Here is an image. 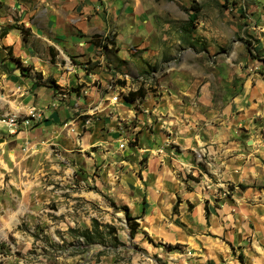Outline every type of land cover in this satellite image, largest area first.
Listing matches in <instances>:
<instances>
[{
  "label": "rangeland",
  "instance_id": "374dc122",
  "mask_svg": "<svg viewBox=\"0 0 264 264\" xmlns=\"http://www.w3.org/2000/svg\"><path fill=\"white\" fill-rule=\"evenodd\" d=\"M130 2L135 3L134 36L142 37L140 41L135 39L126 45V40L121 42L116 35L92 36L97 43L106 45L101 50L106 67L121 71L119 82L128 79L133 83L137 79L144 83L158 64L162 69L160 79L168 83L165 88L169 91L170 83L175 82V77H169L177 73L175 69L197 60L195 68L200 79L212 81L211 94L217 98L224 86L214 84V77L222 80V74H227L225 66L234 70L239 59L246 56L242 41H249L256 48L254 41L258 40L254 35H258L263 39L259 48L264 49V0ZM191 15H196L192 22ZM6 21L7 9L0 2V24L5 25ZM3 27L0 26V34L19 25L14 19L9 27ZM23 36L37 54L42 50L44 55L39 58L50 68L55 59L49 47L40 44L43 40L34 35ZM1 40L0 264H242L239 255L246 258L243 264H264V241L253 242V234H242L239 218L232 209L229 185L218 182L217 186L202 182L199 185L200 192L210 195L213 204L210 214L217 215L211 216V224L208 216L198 221L200 216L193 212L195 204L191 205V215H182L179 204L178 210L171 213L164 201L161 204L164 224H149L148 209L137 220L139 227L131 237L120 208L126 206L131 216L139 215L138 205L147 195L137 185L146 160L130 154L129 149L133 148L130 142L120 148L131 137L127 129L126 133L119 130L118 134L108 124V118L93 110L85 112L80 103L83 96L78 91L68 96L70 89L79 87L60 88V82L52 74L35 69L29 60L19 56L16 44L8 55ZM139 42L147 45L140 48ZM123 45L124 50L134 52L118 63L112 56ZM151 49L161 52L155 64L145 54ZM260 54L264 55L262 51ZM88 63L87 71L95 65ZM259 71L263 73L262 69ZM241 91V78L233 75L232 96L227 95L225 102ZM114 96H117L114 103L124 97L121 92ZM54 101L65 103L67 116L54 114L57 112ZM261 127L258 119L250 125L252 131ZM246 129L244 125L238 126L234 133L241 134L242 144L247 137ZM195 159L205 170L208 165L203 155L198 158L195 153ZM175 175L186 195L192 197L196 190L193 183L200 182L199 177L191 169L184 174L179 170ZM94 223L100 233L98 240L86 246L81 235L92 230ZM107 227L115 229L116 240Z\"/></svg>",
  "mask_w": 264,
  "mask_h": 264
},
{
  "label": "crops",
  "instance_id": "0c3cea01",
  "mask_svg": "<svg viewBox=\"0 0 264 264\" xmlns=\"http://www.w3.org/2000/svg\"><path fill=\"white\" fill-rule=\"evenodd\" d=\"M0 2L7 9L6 24L0 26L9 27L14 19L19 25L1 33V44L5 46L7 54L10 55L11 48L16 44L18 55L29 60L35 69L52 74L60 82V88L79 87V90L70 89L72 92L68 96L78 91L83 96L80 103L85 106L82 107L85 112L93 110L108 118V124L113 125L118 134L119 130L125 132L127 129L131 137L129 141H125L124 146L127 147V142H130L133 147L129 149L130 154L146 160L137 188H142L147 196L138 205V220L149 209L151 218L147 222L151 225L164 224L161 219V204L165 201L167 210L171 213L175 206L176 211L178 210L179 204V213L182 215H191V205L195 204L193 212L200 216L198 221L205 220L208 216L211 224L213 217L217 215H214L215 212L210 214L213 207L210 195L208 192H200L199 185L202 182L217 186L218 182L220 185H229L233 198L232 209L235 210L236 218H239L237 220L242 234H253V242L264 241V62L261 61L264 55L260 54L261 51L264 54V49L259 48L263 43L262 38L254 35L258 42L252 54L259 57L252 58L245 47L247 54L239 59L234 70L225 66L227 74H222L223 79L217 81L216 76L214 77V84L224 86L220 95L214 98L210 90L212 81L200 79L198 69L195 68L197 60L190 66L180 64L175 69L177 73L169 77H175V82L170 83L172 88L169 91L165 88L168 83L165 84L160 79L162 69L158 64L151 69V76L144 83L133 76L131 78L136 79L133 83L128 79L125 83L119 82L122 80L121 71L106 67L102 52L106 45L102 43L95 46L92 36L116 35L117 40H126V45L135 39H142L134 36L137 13L135 3L130 0ZM25 34L43 40L40 44L48 46L51 53H54L55 60L50 68L39 58L44 55L42 50L37 54L36 49L26 43L23 36ZM137 45L142 48L147 42H139ZM124 47L116 48L115 56H112L118 63L134 52L133 49L124 50ZM145 54L155 64L161 52L159 49H151ZM10 59L15 60L13 57ZM89 61L95 65L87 71ZM215 69L220 74L217 67ZM261 69L263 73L259 71ZM170 70L172 68H169V72ZM233 75L241 78L242 91L226 103L227 95L230 98L232 96ZM34 87L35 85L33 90ZM59 87L55 88L60 89ZM139 88L145 91L144 97L133 101L124 99L129 92H135ZM118 92L124 97L121 102L114 103L117 100L114 95ZM89 104H92V108H88ZM54 105L57 108L55 115L67 116L69 112L65 103L54 101ZM254 119L263 124L257 131L250 128ZM242 125L247 128L244 144L241 142V134H234L238 126ZM234 126L237 128H233ZM198 152H202L201 156L203 155L205 164L208 165L205 170L201 168L203 164L195 159V153ZM189 169L199 177L200 182L193 183L197 198L195 194L192 197L186 195L187 192L178 184L179 179L175 175L179 170L184 174ZM239 185L244 189H240ZM223 213L224 211L221 214ZM215 223L217 221H213ZM242 256L244 260L245 256Z\"/></svg>",
  "mask_w": 264,
  "mask_h": 264
},
{
  "label": "trees",
  "instance_id": "16d2710c",
  "mask_svg": "<svg viewBox=\"0 0 264 264\" xmlns=\"http://www.w3.org/2000/svg\"><path fill=\"white\" fill-rule=\"evenodd\" d=\"M198 12V10H197ZM196 19V15H191L190 16V22L194 21ZM2 35V34H1ZM243 44L245 45L246 49L249 50L250 55L252 56V58H257L259 57L257 54H252V51L254 50V46L252 45V43H250L249 41H242ZM255 44L257 43V41H254ZM95 46H99L100 43H97L95 40L93 41ZM261 61L264 62V59H261ZM145 95V91L142 88H139L138 90H136L135 92H129L127 94V96L124 97V99L126 101H133L137 98H142ZM240 189H244V187L242 185H239ZM124 214V219L125 222L128 226L129 229V233L131 235V237H134V235L137 232V229L139 227L138 223L136 222L139 218L138 217H133L129 214V210L126 206H122L120 208ZM173 210H176V206L173 208ZM97 223L93 224V228L92 230H85L82 233V238L85 240L84 244L86 246L93 244L95 241L98 240L97 235L100 234L98 232V228H97ZM108 231L110 233V235L112 236V238L114 240H116V237H114L116 235V231L113 227H107ZM239 260L241 261V263H243V256L239 255Z\"/></svg>",
  "mask_w": 264,
  "mask_h": 264
},
{
  "label": "built area",
  "instance_id": "2783aa9c",
  "mask_svg": "<svg viewBox=\"0 0 264 264\" xmlns=\"http://www.w3.org/2000/svg\"><path fill=\"white\" fill-rule=\"evenodd\" d=\"M113 100L115 101L116 100V98H113ZM8 122H10V123H14V121L13 120H10V121H8ZM124 147V143H121L120 144V148H123ZM196 156L198 157V158H200L201 157V153H196Z\"/></svg>",
  "mask_w": 264,
  "mask_h": 264
}]
</instances>
